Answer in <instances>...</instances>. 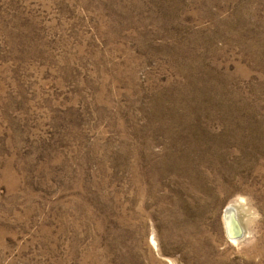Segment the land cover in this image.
<instances>
[{
	"label": "rangeland",
	"instance_id": "rangeland-1",
	"mask_svg": "<svg viewBox=\"0 0 264 264\" xmlns=\"http://www.w3.org/2000/svg\"><path fill=\"white\" fill-rule=\"evenodd\" d=\"M0 264H264V0H0Z\"/></svg>",
	"mask_w": 264,
	"mask_h": 264
},
{
	"label": "water",
	"instance_id": "water-1",
	"mask_svg": "<svg viewBox=\"0 0 264 264\" xmlns=\"http://www.w3.org/2000/svg\"><path fill=\"white\" fill-rule=\"evenodd\" d=\"M229 224L226 225L225 232L229 239L236 240L241 237V228L239 229L238 224L234 219L233 210L229 211Z\"/></svg>",
	"mask_w": 264,
	"mask_h": 264
},
{
	"label": "bare ground",
	"instance_id": "bare-ground-1",
	"mask_svg": "<svg viewBox=\"0 0 264 264\" xmlns=\"http://www.w3.org/2000/svg\"><path fill=\"white\" fill-rule=\"evenodd\" d=\"M230 210H233V213L235 214V207L233 205L226 207L224 212H223L224 213L223 214V219H224L225 228H226V225L229 224V217L228 216H229V211ZM234 219H235L236 223L238 224V226H240V223L236 220L235 215H234ZM239 229H240V227H239Z\"/></svg>",
	"mask_w": 264,
	"mask_h": 264
}]
</instances>
